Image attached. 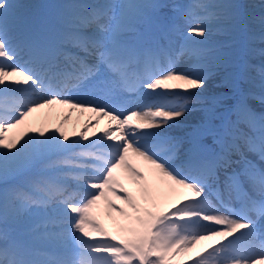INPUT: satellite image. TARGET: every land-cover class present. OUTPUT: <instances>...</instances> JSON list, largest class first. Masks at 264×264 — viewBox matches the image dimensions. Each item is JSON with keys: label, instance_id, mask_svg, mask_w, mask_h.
Listing matches in <instances>:
<instances>
[{"label": "snow or ice", "instance_id": "1", "mask_svg": "<svg viewBox=\"0 0 264 264\" xmlns=\"http://www.w3.org/2000/svg\"><path fill=\"white\" fill-rule=\"evenodd\" d=\"M17 7L14 0H0V175L16 171L23 164L49 153L68 152L74 145L89 140L85 132H81L79 140L69 143V136L62 128L51 134H46L43 128L35 129L38 136L28 135L27 130L13 137L6 135L24 126L35 112L58 105L79 113H92L97 117L96 124L107 118L109 128L92 142L93 145L102 144V149L81 151L59 162L77 170L73 179L85 189L78 200L76 193L68 192L62 183L53 180L34 181V187L44 193L40 199L28 196V189L12 194V199L22 209L33 205L47 208L51 201L60 197L63 207L53 209L54 215L42 224L33 225L30 235L39 240L52 235L48 233L50 226L70 225L60 235L75 241L79 252L73 255L53 252L38 259L29 247L22 248L14 241L9 243L4 233L0 235L4 240L0 246V264H177L178 256L191 252L201 241L215 238H219L218 246L212 245L211 250L197 253L192 257L194 264H210V261L215 264H264V167L257 169L247 160L237 143L241 137L236 135L233 126L223 122L219 127L212 124L219 98L211 100L205 109L204 124L193 129L186 142L163 132L146 131L173 127L172 122L185 114L186 106L133 110L122 118V114L105 103L108 94L134 87L136 83L152 92L158 89L188 92L203 88L204 77L177 72L168 49L157 48L148 50L144 59L155 64L158 57H165L168 66L158 75L148 74L146 80H141L133 68L134 64H139L137 53L121 39L115 25L110 27L103 23L108 14L100 9L65 19L54 45L33 35L18 40L15 35ZM140 7L123 5L126 12ZM163 7L162 3L151 5L154 12ZM195 7L207 14L210 8L224 6L200 4ZM205 19L207 15L196 16L187 29V37H206L207 29L202 26ZM228 19L233 28L239 26L235 14L230 13ZM190 42L204 43L203 40ZM18 53L29 56V66L13 63ZM223 57L220 52L214 57L217 66H227ZM87 88L94 90V99H73L65 94L70 89ZM10 92L20 95L12 98L13 103L6 104ZM33 95L37 98L31 99ZM200 95L194 93L192 97L180 98L187 101ZM261 103L264 104V95ZM241 109H246L243 94L234 110ZM93 126L86 124L85 129ZM205 135L219 139V152L201 143ZM146 137L155 139L165 154L142 145L140 140ZM243 139L245 147L252 151L255 142L246 136ZM105 141L113 143L104 144ZM258 142L259 155L264 160V118ZM184 143L187 148H183ZM81 146L88 147L87 144ZM182 149V162L175 166V161L181 159ZM233 155L240 159L234 161ZM137 161L147 166L145 171H141ZM233 164L242 167L229 173ZM222 169L225 172L223 181L219 175ZM124 181L135 186L139 199L125 187ZM165 191L178 194L180 198L162 210L160 199ZM210 197H215L230 214L217 211ZM112 198L121 201L126 208L118 207ZM233 199L241 204L240 209L231 207ZM101 201L109 215L116 214L112 217L115 232H109L97 219ZM249 213H255L256 219ZM0 221L7 224L9 219L0 216ZM196 228L205 230L197 231ZM97 237L103 239L97 241ZM249 238L259 243L240 246L241 241Z\"/></svg>", "mask_w": 264, "mask_h": 264}, {"label": "bare ground", "instance_id": "2", "mask_svg": "<svg viewBox=\"0 0 264 264\" xmlns=\"http://www.w3.org/2000/svg\"><path fill=\"white\" fill-rule=\"evenodd\" d=\"M84 1V0H82ZM156 0H125L123 2L122 5H119L120 7L118 8V12H117V16L115 17L116 19L114 20L113 23L115 24L116 29H119L120 27L122 28H126V29H131V28H139L142 27L144 28L145 31H147L149 33V29L152 28V26L150 25L149 27H146L145 23L148 21V17H141L139 20L141 22V25H138V21L136 18L139 12H142L144 9H147L148 7H151L152 3H154ZM158 1V0H157ZM108 4L112 3V2H107ZM241 3L243 6L245 5H250L252 7H248L250 9V11H254L253 9H257V7H261L260 9H258V15L255 16L253 23L248 25L246 28V32H244V37L242 39H239V37L234 38V41L240 42L239 43V47L240 45H247V47L251 48L253 46H257L258 51L253 53V57H256L255 60H259L264 62V0H258V1H254V0H241ZM125 4H135V5H140L141 7L139 9H132L130 12H126V10L123 8V5ZM247 9V8H246ZM44 12H46V16L51 17L52 19H55L59 13H56V10L52 13L48 12L47 8L43 9ZM135 24V27H131L130 25ZM139 26V27H138ZM202 26L204 28L207 29V33H206V37H197V36H192L189 40H187V42H189L190 45H193V43H191L190 41H205V40H209L210 38L216 37L214 39L216 40H221V43H219V45H223L226 47L230 46L233 44V42H227L228 41V37L224 38V37H218L214 34H212V30L214 31V29L216 30V26L217 25H213V23H207L203 22ZM212 29V30H211ZM122 37V36H121ZM172 38H175V35H172ZM126 38H123V40ZM202 45V44H199ZM198 48V47H197ZM195 50V49H193ZM218 52H208L205 53V55L202 56H193L190 55L192 57H189L186 59L185 63H188L193 72H191L192 76H203V70L205 69L206 66V62L209 64V62L211 60L214 59V54H217ZM206 57V58H205ZM204 60L206 62H204ZM224 60L227 62V66H222L223 69L226 68L227 71L231 72L233 75V79H224L222 77H208L205 83V86L201 89H195V90H189L188 92H184L183 90L180 89H173L171 93L167 94L168 97H181V93H185L186 95L191 93H205V94H212V95H219V92L221 94H237L236 91V85H233L235 83H237V75L239 73V68H241L240 64L237 63L236 61V65H233L235 63L234 59L232 58L231 55H225ZM199 64V66L196 63ZM184 63H180L177 67H183ZM216 65V64H215ZM221 67H216L215 70H221ZM218 75H222L223 72L222 71H218L217 73ZM233 83V84H232ZM173 93H179V95H174ZM13 94L12 92L8 93L7 95H11ZM158 97H161L160 95ZM57 108H55V106L52 107V109H42L38 112L33 113L28 120L26 121V124L24 126H22L19 129H14L10 132H7L6 135H8L9 137H13V136H17L19 135L21 132L27 130L28 131V135L30 136H38V133L35 131V129H39V128H43L46 132V134H51L52 132L55 131V129L57 128H62V130L69 136V143H71L73 140H79V133L81 132H85V134L89 137V140L87 142L81 141V145L84 144H92L93 141H96L98 137H101L100 132L103 133L105 130H107L109 128V124L106 122H102V120H100L99 124H96V116H87V115H81L79 117H67V121L65 122V118L66 116L63 113H60V115L57 117H54V113L52 110H58V109H64V108H59L60 106H56ZM49 110V111H48ZM41 111L44 112V114L40 113ZM52 111V112H51ZM176 121H181L182 123V131L183 133L180 134L181 137L185 138V142L188 139V134L190 132L193 131V129L200 127L204 124L205 122V110H198L195 112H190V113H186L176 119ZM92 122V123H91ZM86 124H91L94 125L93 127H89L87 129H85V125ZM238 126L237 127H233L234 131H237V129L239 130L241 127L239 125H241L240 122L237 123ZM112 127V125H111ZM164 129H152V131L155 132H162ZM149 131V130H146ZM168 133L171 132V130L167 131ZM240 132V131H238ZM238 135V134H237ZM25 139H27V137H25ZM239 141V140H237ZM21 143H23V140L21 141ZM104 143H113L112 141H105ZM81 145H74L67 153L70 154H77V149L79 147H82ZM19 147V145H18ZM183 148H187V143L183 144ZM183 150V149H182ZM57 154V153H56ZM181 154L183 155V152H181ZM55 154H47L45 156L39 157L37 159H34V161L40 160H47L51 157H53ZM138 164V166L140 167L141 171H145L146 170V165H143L141 162H136ZM24 165V164H23ZM23 165L18 168L16 171H10L8 174L9 175H17L19 174L22 169H23ZM56 165V164H55ZM53 166L54 170L56 172L58 171H62L64 169H68L71 167L68 166ZM151 180V178H150ZM125 183V187L129 189L130 192H132L133 196L137 199H139V194L137 193L135 186L128 183L127 181H124ZM117 191L119 192L120 190L117 189ZM123 193H121L122 195ZM180 197L178 194H172V193H168L167 191H165L160 199V206L162 210H166L169 205L178 200ZM114 200V202L116 203V205L118 207H125V205H123V203L119 200H115L114 198H112ZM99 206L103 207V202H99ZM127 210V209H126ZM47 211L49 213H51V209H47ZM46 211V213H47ZM116 214L115 213H111V215H109V212L106 213H102L100 215V217H98L97 219L99 220V222L101 224L104 225V227L108 230V231H115V224L113 222L112 217H115ZM49 218H51V216L47 213L46 216V220H48ZM200 228H196L195 230L199 231ZM55 228H53L52 226H50L48 228V233H51L52 235H47L49 238H52L56 243L59 242H63L61 241V238L57 237V235L54 233ZM203 244L204 248L201 250L200 245ZM211 240H206V241H201L200 243L196 244L194 246V248L192 249V251L188 254H184L182 256H178L177 257V264H194V261L192 259V257H195L197 253L200 252H204L205 249H209L211 250ZM218 246V245H217ZM62 245L59 247L61 248ZM106 255V254H105ZM134 264H136V262H134ZM210 264H215V261H210Z\"/></svg>", "mask_w": 264, "mask_h": 264}, {"label": "rangeland", "instance_id": "3", "mask_svg": "<svg viewBox=\"0 0 264 264\" xmlns=\"http://www.w3.org/2000/svg\"><path fill=\"white\" fill-rule=\"evenodd\" d=\"M206 1H208V0H206ZM221 2H222L221 0H212V1H209L208 4H210V5H216V6H221L222 5V6L225 7V5H226L225 2H226L227 3V6H230V7H228L227 10L224 11V13H226L228 16H229L230 13L231 14H235L236 18L239 21V26L237 28H233L231 26V23H230L229 19H228V16H226L225 19H219V20H220V23L223 25L222 27H224L223 28L224 30H225V26L224 25H227L226 27H230L229 30H228V32L236 35V34H238L240 32L241 26L244 25V23L248 24L249 22H251L250 20H252V18H249L247 16L245 18H243L242 17V11L240 10V8H242V7H240L238 5L235 6L236 3L229 2V0H223L224 4H222ZM232 4L234 5L233 7H231ZM222 8L219 7V9H222ZM230 8H231V10H229ZM210 9H214V8H210ZM256 94L258 95L259 93H256ZM211 100L212 99H209L208 101L205 102V105H206L205 107L206 108H208L210 106ZM221 103L222 102L219 101V106H216L217 108H215V110H220L221 108H222V110L224 109V107L221 105ZM224 104L227 105L228 104V101L226 100ZM33 161H34V159L31 160L30 162L25 163L23 165V167H24L23 169H25L26 168V165L31 164ZM42 171H45V170L42 169ZM8 176H9V174H7V175H0V180L6 179ZM19 211H21L22 215L25 214V211H22V210H19Z\"/></svg>", "mask_w": 264, "mask_h": 264}]
</instances>
